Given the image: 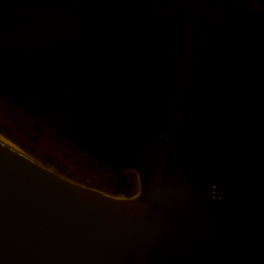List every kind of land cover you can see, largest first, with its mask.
<instances>
[{"label": "water", "instance_id": "obj_1", "mask_svg": "<svg viewBox=\"0 0 264 264\" xmlns=\"http://www.w3.org/2000/svg\"><path fill=\"white\" fill-rule=\"evenodd\" d=\"M0 264H264V0H0Z\"/></svg>", "mask_w": 264, "mask_h": 264}, {"label": "rangeland", "instance_id": "obj_2", "mask_svg": "<svg viewBox=\"0 0 264 264\" xmlns=\"http://www.w3.org/2000/svg\"><path fill=\"white\" fill-rule=\"evenodd\" d=\"M44 127V126H43ZM48 130V129H47ZM48 133H49V135L51 136V137H53V133L52 132H50L49 130H48ZM72 151L73 152H75V150L74 149H72ZM76 154V156H78V157H81L82 156V154H80L79 152L78 153H75ZM75 164H77V161L75 162ZM127 174V176H128V173H126ZM129 179L127 178V181H128Z\"/></svg>", "mask_w": 264, "mask_h": 264}, {"label": "flooded vegetation", "instance_id": "obj_3", "mask_svg": "<svg viewBox=\"0 0 264 264\" xmlns=\"http://www.w3.org/2000/svg\"><path fill=\"white\" fill-rule=\"evenodd\" d=\"M127 173V172H126ZM126 177H127V174H126Z\"/></svg>", "mask_w": 264, "mask_h": 264}]
</instances>
